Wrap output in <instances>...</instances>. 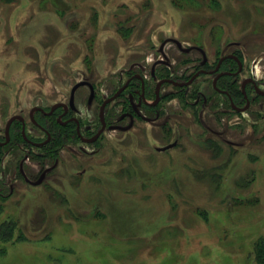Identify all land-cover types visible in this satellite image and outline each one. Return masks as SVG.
Instances as JSON below:
<instances>
[{
  "label": "rangeland",
  "instance_id": "374dc122",
  "mask_svg": "<svg viewBox=\"0 0 264 264\" xmlns=\"http://www.w3.org/2000/svg\"><path fill=\"white\" fill-rule=\"evenodd\" d=\"M169 38L202 47L210 60L235 52L242 76L264 90V0H0V125L67 101L81 79L109 94L128 68L161 58ZM165 49L187 67L190 56ZM209 79H199L204 92ZM87 95L88 87L75 94L85 121ZM183 102L165 100L162 119L105 131L92 146L64 131L49 161L35 148L32 178L58 163L38 186L9 173L16 188L0 197V264H255L264 239V97L242 114Z\"/></svg>",
  "mask_w": 264,
  "mask_h": 264
},
{
  "label": "flooded vegetation",
  "instance_id": "af4514ba",
  "mask_svg": "<svg viewBox=\"0 0 264 264\" xmlns=\"http://www.w3.org/2000/svg\"><path fill=\"white\" fill-rule=\"evenodd\" d=\"M179 42L181 46L171 40L165 41L163 45L160 43L161 58L154 59L150 68H128L123 81H120L109 94L101 96L93 82L81 79L79 81H86L91 85L84 84L75 90L73 107L69 104L71 93L69 92L67 101L57 102L49 109L33 106L27 118L18 113L10 115L5 123L0 125V197H10L15 191L16 179H11L9 173L15 174L31 186H38L56 167L58 160L54 159V163L40 170L34 179L26 168V163L34 158L35 148L40 150L36 152V157L44 162L49 161L51 156L64 146L65 140H62L58 148L53 147L57 125L64 129L60 131L61 136L66 129H71L75 133L73 138L76 142L92 146L98 143L105 131L126 132L134 128L138 121L152 123L162 119L167 114L162 105L165 100L179 97L193 110L200 111L213 107L218 110L216 114L226 112L242 114L251 108L257 97H264V90L259 89L260 83L256 78L242 76L243 60L235 52L223 53L210 60L202 47L195 44L185 46L181 41ZM168 43L173 44L179 53L190 56L183 60L184 65L187 66L184 70L172 62V57L165 51ZM182 48L189 50L185 51ZM192 52L197 54L192 55ZM206 77L210 78L207 80L209 92L201 90L199 81ZM191 78L192 81L185 84ZM90 86L93 91L91 101H89ZM81 87H88L86 107L92 111L89 121L82 119L81 109L75 103V94ZM121 87L123 88L120 93L105 103V100ZM199 111L194 112L199 114ZM28 126L35 128L44 136L40 138L30 135ZM18 154L20 156L16 160V165L9 167L6 164L7 157L16 158ZM45 170L41 182L33 184Z\"/></svg>",
  "mask_w": 264,
  "mask_h": 264
},
{
  "label": "water",
  "instance_id": "95a60500",
  "mask_svg": "<svg viewBox=\"0 0 264 264\" xmlns=\"http://www.w3.org/2000/svg\"><path fill=\"white\" fill-rule=\"evenodd\" d=\"M167 40L174 41V42L177 43V45L181 46V43H180L177 39H175V38H169V39H166L165 41H167ZM165 41L162 42V45L165 43ZM162 45H161V46H162ZM182 49L185 50V51L189 50V48H182ZM192 78H193V77H192ZM192 78H191L188 82H186L185 84L190 83V82L192 81ZM84 84L91 85V84H89V83L86 82V81H79V82L75 83V84L72 86L71 91H70V92H71V93H70V99H69V104L71 105V107L74 106V93H75V90H76L79 86L84 85ZM179 84H182V83H179ZM183 84H184V83H183ZM90 87H91V93H90L89 101H91L92 96H93L92 86H90ZM122 88H123V87L119 88V89L114 93V95H112L111 97H109L108 99H106V100H105V103L108 102V101H111L112 99H114V98L120 93V91L122 90ZM263 94H264V93H263ZM103 105H104V103H103ZM175 144H176V142H172V143H169V144H167V145H165V146L157 147L156 149H157L158 151H164V150H166V149H168V148H171V147L174 146ZM45 172H46V170L42 173V175L40 176V178H39L38 180H36L35 182H33V184H39V183L41 182L42 177H43V174H44Z\"/></svg>",
  "mask_w": 264,
  "mask_h": 264
},
{
  "label": "trees",
  "instance_id": "16d2710c",
  "mask_svg": "<svg viewBox=\"0 0 264 264\" xmlns=\"http://www.w3.org/2000/svg\"><path fill=\"white\" fill-rule=\"evenodd\" d=\"M55 125V124H54ZM58 126V125H57ZM57 126H55L56 128H57V130H58V132L59 131H62V130H64L63 128L61 129V127H57ZM57 132V133H58ZM65 132H66V136L71 140V138H73V137H75V133H74V131L73 130H71V129H66L65 130ZM60 132H59V134H57L56 135V137H55V139H56V141L54 140V142H53V144L56 142V143H60V141H61V139H60ZM260 240H262V245L261 244H257V245H255L254 246V254H255V256H254V260H255V264H264V239H261L260 238ZM261 247H260V246ZM262 258V259H261Z\"/></svg>",
  "mask_w": 264,
  "mask_h": 264
}]
</instances>
